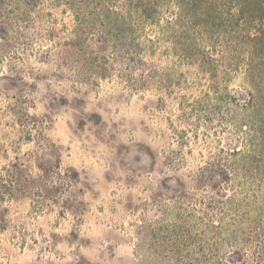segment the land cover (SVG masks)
<instances>
[{
    "label": "rangeland",
    "instance_id": "obj_1",
    "mask_svg": "<svg viewBox=\"0 0 264 264\" xmlns=\"http://www.w3.org/2000/svg\"><path fill=\"white\" fill-rule=\"evenodd\" d=\"M253 1L0 0V264H259Z\"/></svg>",
    "mask_w": 264,
    "mask_h": 264
},
{
    "label": "trees",
    "instance_id": "obj_2",
    "mask_svg": "<svg viewBox=\"0 0 264 264\" xmlns=\"http://www.w3.org/2000/svg\"><path fill=\"white\" fill-rule=\"evenodd\" d=\"M249 3H247V0H240L241 4V11H243L242 13H245L246 9H250L252 8L251 4H250V0H248ZM264 0H254L252 3L254 4V9L258 10V12L263 13L264 14ZM252 4V5H253ZM247 7V8H246ZM262 242H261V247L256 255V259H257V263L259 264H264V235L262 238Z\"/></svg>",
    "mask_w": 264,
    "mask_h": 264
}]
</instances>
